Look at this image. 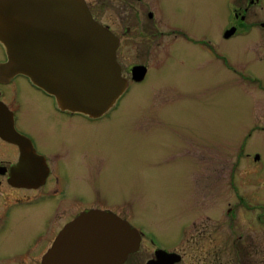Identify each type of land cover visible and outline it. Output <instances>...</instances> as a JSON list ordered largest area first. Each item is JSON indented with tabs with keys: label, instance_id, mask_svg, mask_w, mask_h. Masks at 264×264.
<instances>
[{
	"label": "flooded vegetation",
	"instance_id": "obj_1",
	"mask_svg": "<svg viewBox=\"0 0 264 264\" xmlns=\"http://www.w3.org/2000/svg\"><path fill=\"white\" fill-rule=\"evenodd\" d=\"M84 1L94 20L118 40L116 60L127 88L110 110L89 116L61 109L22 74L0 78V132L19 141L0 135V264H42L59 233L92 211L117 215L142 233L139 250L123 264H264V117L260 127L246 121L237 127L232 116L231 126L206 139L182 137L185 218L173 244L148 239L143 224L129 216L135 198L147 201L144 209L151 211L155 161H130L124 154L136 158L137 141L151 144L150 122L140 121L148 118L159 126L163 112L122 107L136 98L155 102L178 89L172 67L180 40L220 56L214 39L197 38L189 27L169 20L188 14L194 25L197 0ZM227 2L230 13L205 34L222 30L231 40L261 28L264 35L262 0ZM178 59L185 66L182 56ZM6 62L0 43V66ZM243 77L264 96L263 76L252 69ZM191 84L182 85L183 97L192 95ZM256 131L260 135L251 143ZM189 196L196 205L191 213Z\"/></svg>",
	"mask_w": 264,
	"mask_h": 264
},
{
	"label": "water",
	"instance_id": "obj_2",
	"mask_svg": "<svg viewBox=\"0 0 264 264\" xmlns=\"http://www.w3.org/2000/svg\"><path fill=\"white\" fill-rule=\"evenodd\" d=\"M0 43L7 54L0 78H30L63 110L99 116L126 89L118 40L93 19L84 0H0ZM0 135L19 143L9 133ZM141 241L126 220L92 211L59 233L42 264H123Z\"/></svg>",
	"mask_w": 264,
	"mask_h": 264
},
{
	"label": "rangeland",
	"instance_id": "obj_3",
	"mask_svg": "<svg viewBox=\"0 0 264 264\" xmlns=\"http://www.w3.org/2000/svg\"><path fill=\"white\" fill-rule=\"evenodd\" d=\"M196 6L198 17L194 25L188 14L171 17L169 20L178 26L189 27L192 35H197V38L207 36L214 39L220 56L211 57L203 49L180 40L174 46L177 50L174 51L172 67V81L178 89L173 88L168 97L155 102L136 98L130 102L132 104L122 107L130 110L163 112V118L158 122L159 126L148 118L140 121L141 125H148L147 122H150L149 127L152 128L151 130L149 128V136L151 132L154 133L151 144H141L137 141L140 148V153L136 155L137 159L127 153L124 157L130 158V161H155L151 171V180L154 184L152 203L149 205L151 211L144 209V206L148 205L147 201L142 200L139 203L135 198V209L129 212V216L134 222L143 224L142 230L148 239H155L157 243L166 245L173 244L178 235L176 231L185 218L182 201L184 191L182 175L185 173L182 172L184 162L181 161L182 137L196 141L206 139L213 132L231 126L232 116L237 127L241 126L243 121L260 127L264 117V96L260 86L250 85L243 79L247 71L252 69L264 77V35L260 32L261 28L254 29L249 34L238 35L231 40L223 38L222 30L220 32L216 30L215 34L208 36L205 33H213L217 25L222 24L230 13L229 2L197 0ZM260 15L264 18V0ZM194 53H199L197 59ZM180 56L185 61V66H182V61L178 59ZM179 60L181 62L178 63ZM231 67L234 68L233 71ZM185 83L188 85L192 83L190 86L192 89H188L192 95L187 98L183 97L186 88L182 85ZM254 133L251 143H255V137L260 135L258 131ZM257 144L261 146L260 140ZM205 146L207 152L210 148L209 145ZM191 148H194L193 145ZM190 164H194L195 171L196 162ZM188 200L192 205L189 207V213L195 212V203L191 202L190 196Z\"/></svg>",
	"mask_w": 264,
	"mask_h": 264
}]
</instances>
